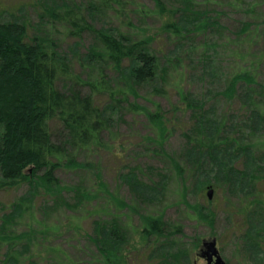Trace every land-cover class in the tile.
I'll list each match as a JSON object with an SVG mask.
<instances>
[{"label":"rangeland","instance_id":"obj_1","mask_svg":"<svg viewBox=\"0 0 264 264\" xmlns=\"http://www.w3.org/2000/svg\"><path fill=\"white\" fill-rule=\"evenodd\" d=\"M98 1L0 0V19L4 22L19 17L27 23L31 35L53 42L55 52L70 66V74L81 82L96 76L97 66L84 59L95 47L94 37L87 30L71 35L68 24L59 17L52 20L49 9H74L89 25L94 21L96 30L112 28L130 39L136 35L154 37L151 50L158 59L155 80L134 87L128 102L151 112L158 107L179 125L163 141L156 138L160 132L142 113H132L122 104L115 109L118 119L110 132L102 135V146L77 151L73 154L74 165L55 173L57 188L41 186L33 191L25 182L0 187V263L7 257L6 264H104L92 241L99 236L93 224L116 221L126 236L129 233L125 236L124 249L130 245L125 264H141L139 256L130 261V252L142 250V224L144 220L161 219L168 232L178 227L175 234L182 243L196 245L189 254L191 264H205L197 252L201 242L208 239H215L225 264H261L244 255L233 227L237 221L240 223L236 214L250 207L247 202L255 194V187L232 193L217 178L220 185L211 188L208 199V189L198 191L192 175L190 179L186 172L189 167L179 162L186 148L181 131L185 124L190 126L189 119L194 115L184 109L177 90L201 102L203 111L212 118L233 121L234 127L250 115L256 106L242 109L235 98L227 107L224 93L239 54L260 62L255 76L264 87V0H193L195 11L206 15L212 25L178 39L165 31V25L177 19L170 12L177 4L174 0H160L164 5L161 10L154 0H115L122 12L99 6L98 10L90 9L89 5ZM243 23H249V30L238 38ZM201 53L211 57L207 67L200 64ZM106 73L110 78L108 70ZM82 91L88 93L86 87ZM235 93L241 94L237 88ZM259 101L264 107V94ZM61 139L54 136L53 140L59 143ZM174 164L184 169L181 176L175 172ZM210 169L205 167L203 172L215 180ZM95 172L100 174L97 179L93 177ZM129 175L148 189H132ZM195 206L210 210L214 219L200 220L192 211ZM228 213L232 215L230 221Z\"/></svg>","mask_w":264,"mask_h":264},{"label":"trees","instance_id":"obj_2","mask_svg":"<svg viewBox=\"0 0 264 264\" xmlns=\"http://www.w3.org/2000/svg\"><path fill=\"white\" fill-rule=\"evenodd\" d=\"M174 1L177 4L170 12L177 19L166 24L165 31L175 39L182 34L191 36L192 31H205L212 25L206 15L195 11L193 0ZM154 3L160 10L164 8L160 0H154ZM98 6L107 10L113 8V11L119 8L122 12L115 0H99L97 4L89 5L90 9L96 10ZM49 11L52 20L59 17L68 24L71 35L83 30L92 34L95 47L88 50L84 59L89 65L97 66L94 68L96 76L81 82L70 74V66L55 52L53 42L31 35L27 23L21 22L19 17L4 22L0 19L1 189L20 182H25L33 191L41 186L48 190L57 188L55 173L73 166V154L77 151L102 146V135L110 132L117 118L115 109L121 108L122 104L132 113H142L151 127L160 132L156 138L161 137L163 141L164 136L174 132V127L179 125L177 121L171 122L158 107L151 112L128 102L127 96L133 93L134 87L155 80L158 59L151 50L154 37L136 35L130 39L112 28L96 30L92 26L94 21L89 25L74 9L60 12L53 8ZM248 30L249 23L241 24L237 37ZM210 58L203 53L201 66L207 67ZM253 59L240 54L236 56L234 73L226 85L224 102L227 107L235 98L242 109L250 108L252 104L256 106L250 115L245 117L244 114L242 118H245L237 122L236 127L233 121L226 123L223 118H212L210 113L203 111L201 102L177 90L184 109L189 110L192 117L194 115L189 119L190 126L185 124L181 131L186 148L179 162H185L189 167L186 172L189 178L192 175L200 192L204 187L217 189L220 185L217 178L232 193L255 187V194L247 202L250 207L236 214L240 225L237 221L233 227L244 255L264 264V107L259 101L264 87L255 76L260 62ZM84 87L88 93H83ZM236 88L241 92L238 96ZM54 136L62 137L59 143L54 142ZM205 167L211 168L215 180L205 175ZM173 168L179 176L184 173V169L176 164ZM99 175L95 172L94 179ZM127 179L134 190L148 189L144 184L136 183L131 175ZM145 181L151 184L148 179ZM192 211L200 220L214 219V214L204 207L195 206ZM227 216L230 221L232 215L228 213ZM144 221L139 232L142 250L138 251L139 255L137 251L130 252V261L139 256L141 264L192 263L189 254L196 245L189 247L182 243L175 234L179 231L177 226L168 232L161 219ZM93 227L99 236L92 241L104 264H125L130 245L124 249L126 235L116 221L94 223ZM7 261L4 257L0 264Z\"/></svg>","mask_w":264,"mask_h":264},{"label":"water","instance_id":"obj_3","mask_svg":"<svg viewBox=\"0 0 264 264\" xmlns=\"http://www.w3.org/2000/svg\"><path fill=\"white\" fill-rule=\"evenodd\" d=\"M207 198L211 199L212 189L207 188ZM197 257L204 259L205 264H224L223 259L219 255V252L216 248L215 239L204 240L201 243V246L198 249Z\"/></svg>","mask_w":264,"mask_h":264}]
</instances>
